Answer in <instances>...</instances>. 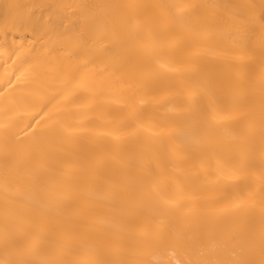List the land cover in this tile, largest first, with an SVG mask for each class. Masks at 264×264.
<instances>
[{
	"label": "bare ground",
	"instance_id": "6f19581e",
	"mask_svg": "<svg viewBox=\"0 0 264 264\" xmlns=\"http://www.w3.org/2000/svg\"><path fill=\"white\" fill-rule=\"evenodd\" d=\"M260 0H0V259H5L4 230L10 232L42 229L52 232L57 241L78 235L94 247L104 234L114 237L117 246L130 248L144 264L167 260L176 264L184 252L175 244L166 249L145 246L142 241L161 228L175 229L173 237L190 231L193 236L219 224L210 217L190 219L187 224L175 215L156 216L151 211L160 194L200 210L227 206L252 193L257 204L261 189L258 151L250 167L241 169L238 178L222 174L217 160L240 159L235 149L241 143L246 121L239 118L241 97L235 81L247 69L222 62L214 52L233 47L225 35L229 24L221 27L209 41H187L165 49L163 62L187 66L197 62L213 84L220 109L237 117L215 124L202 120L185 129L180 141L160 149L153 133L166 134L174 125L192 119L188 90L194 77L169 72L157 65L133 30L134 9H92L109 16L124 15L126 28L115 30L106 46L92 41L83 45V59L92 61L94 71L114 72L94 94H81L76 104L65 99L67 92L59 78L41 61L69 29L75 19L74 8L64 5H227L238 19L247 16L246 5ZM21 6L27 19L23 25L6 27L7 5ZM150 18L161 12L176 13V7L149 9ZM202 18L221 9L199 8ZM258 24V21L256 22ZM62 54V53H59ZM31 70L16 81L26 68ZM63 93V94H62ZM146 103L141 106L140 101ZM125 105H128L126 107ZM200 110L207 112L206 101ZM138 111L146 129L135 139L121 142L133 126L131 114ZM53 119L81 129L76 136L54 137ZM112 133V135H107ZM10 155L5 159V146ZM155 148L156 150L150 151ZM187 157V159L185 158ZM151 159L148 167L146 162ZM164 176H156V165ZM161 182L156 184L155 180ZM7 198V204H6ZM150 198V199H149ZM133 201L135 206H129ZM242 218L241 225L247 223ZM210 247L212 241H193ZM76 241H72L74 247ZM67 259H76L67 255Z\"/></svg>",
	"mask_w": 264,
	"mask_h": 264
},
{
	"label": "snow or ice",
	"instance_id": "6c2138e0",
	"mask_svg": "<svg viewBox=\"0 0 264 264\" xmlns=\"http://www.w3.org/2000/svg\"><path fill=\"white\" fill-rule=\"evenodd\" d=\"M6 7L8 9L5 17L6 27L9 23L15 27L26 22L27 17L18 11L21 6L13 4ZM58 7L74 8L72 16L75 19L41 62L48 67L53 76L60 79L67 92L65 99L69 104H76L81 94H94L95 89L106 78L118 79L114 72H108L107 69L94 71L92 61L83 59V45L92 41L98 46H106V42L114 40L117 28L127 27V18L124 15L119 17L97 15L91 11L92 9L116 7L137 10V18L132 27L152 60L169 72L183 73L196 78L194 86L187 93L192 105L188 109L192 119L187 123L174 125L166 134L153 133V136L158 138L155 144L160 149L180 141L185 135L186 128L202 120L220 124L237 118L226 115L220 109L213 92L212 80L197 62L177 66L165 63L162 59L166 48L187 41H209L221 27L229 24V31L225 35L233 47L217 49L214 55L222 62L247 69V75L237 79L234 84L241 97L239 118L246 121V128L240 138V145L235 149L241 158L217 160L216 166L222 174L238 178L239 171L251 166L254 154L258 151L260 170L256 178L262 193L259 203L257 204L253 194L249 193L247 197L237 199L227 206L200 210L160 194L159 199L152 204L151 211L154 215L179 213L186 224L190 219L210 217L219 224V227L197 236L185 231L177 234L175 238L172 234L175 229L161 228L156 234L145 238L142 243L161 249L175 244L184 252V259L177 260L176 264H264V0H260L258 5H246L248 11L244 19H238L236 14L229 11L230 6L227 5L84 4ZM169 7H176V13L161 12L159 17L150 18L149 9L163 10ZM199 8L221 9L222 12H213L210 18H202L201 14L195 11ZM30 70L31 65L16 77V81L21 82ZM202 101H206V113L200 110ZM145 103L144 99L140 101L141 106ZM49 118L52 119V124H46V127L51 129L54 137L76 136L82 131L67 126L62 120ZM131 118L133 126L123 137L116 136L115 139L118 141L135 139L141 130H150L146 129L142 114L138 111L132 112ZM155 150L150 149L153 152ZM9 155L6 144V161ZM150 163L151 159L146 162L145 167ZM156 176L158 178L164 176V169L159 164L156 165ZM160 182V179L154 181L156 184ZM128 204L135 206L133 201H128ZM245 215L248 216V220L242 226L241 221ZM5 220L6 258L0 259V264H144L135 258L132 249L115 245L114 237L107 234L99 237L94 247H89L78 235L61 241L52 239L55 234L42 229L25 231L17 235L9 231L7 215ZM194 240H210L212 243L210 247H206L202 242L194 243ZM72 241L77 242L74 247ZM69 254L77 258L67 259L66 256ZM157 264H169V261L162 259L157 261Z\"/></svg>",
	"mask_w": 264,
	"mask_h": 264
}]
</instances>
